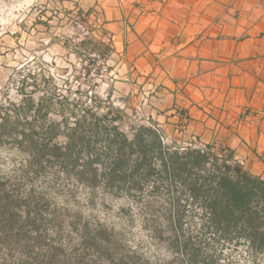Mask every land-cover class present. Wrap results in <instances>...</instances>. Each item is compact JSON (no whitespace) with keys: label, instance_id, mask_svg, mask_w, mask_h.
Returning a JSON list of instances; mask_svg holds the SVG:
<instances>
[{"label":"rangeland","instance_id":"374dc122","mask_svg":"<svg viewBox=\"0 0 264 264\" xmlns=\"http://www.w3.org/2000/svg\"><path fill=\"white\" fill-rule=\"evenodd\" d=\"M127 46L98 0H0V264H264V241L224 235L206 202L162 170L141 127L166 152L222 163L230 151L160 127V103L129 92ZM113 126L139 134L151 170L133 172L142 155L126 149L135 183L105 182Z\"/></svg>","mask_w":264,"mask_h":264},{"label":"crops","instance_id":"0c3cea01","mask_svg":"<svg viewBox=\"0 0 264 264\" xmlns=\"http://www.w3.org/2000/svg\"><path fill=\"white\" fill-rule=\"evenodd\" d=\"M98 3L127 38L129 92L160 103V127L264 180V0Z\"/></svg>","mask_w":264,"mask_h":264},{"label":"trees","instance_id":"16d2710c","mask_svg":"<svg viewBox=\"0 0 264 264\" xmlns=\"http://www.w3.org/2000/svg\"><path fill=\"white\" fill-rule=\"evenodd\" d=\"M111 131L113 137L110 143L115 146V153L104 174L106 184L121 186L126 182H136L131 180L132 173L129 175L125 170L128 162L124 160L126 149L132 150L135 146L140 148L138 150L142 156L139 161L133 163L131 170L137 172L140 168H145V175H148L151 169L146 157H143L139 134L129 138L127 134L119 131L118 126H113ZM139 131L148 134L154 141L153 145L160 152L163 151L160 157L162 170L168 172L174 181H178L192 199L202 198L206 202L210 225L224 235L236 233L250 237L252 241H264V180L245 172L242 166L233 160L231 152L222 163L218 162L217 157L208 161L207 154L200 150L190 149L182 154L177 151L166 152L161 136L156 131L146 127H141ZM72 146L73 142L68 139L66 149L70 150ZM53 150V154L58 156L59 147L54 146ZM92 162H86V169ZM231 162H234V165ZM206 164L210 167L207 168ZM178 169L183 170L185 177L179 175L176 178ZM194 174L196 177L190 182L189 177ZM91 180L95 181V177L92 176ZM218 204H221L222 208L219 213L216 209Z\"/></svg>","mask_w":264,"mask_h":264}]
</instances>
